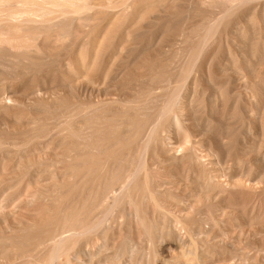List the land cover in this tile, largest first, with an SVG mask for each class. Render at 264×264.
<instances>
[{"label":"rangeland","instance_id":"rangeland-1","mask_svg":"<svg viewBox=\"0 0 264 264\" xmlns=\"http://www.w3.org/2000/svg\"><path fill=\"white\" fill-rule=\"evenodd\" d=\"M68 2L0 0L2 15L68 26L39 37V51L28 47L31 31L12 39L21 49L0 44V97L15 102L0 107V264H49L45 243L77 227L54 264H153L151 238L174 253L194 247L198 264H264V0ZM217 18L221 28L196 57ZM67 93L74 103L58 105ZM129 175L136 185L126 188ZM112 254L118 260H104Z\"/></svg>","mask_w":264,"mask_h":264},{"label":"bare ground","instance_id":"bare-ground-1","mask_svg":"<svg viewBox=\"0 0 264 264\" xmlns=\"http://www.w3.org/2000/svg\"><path fill=\"white\" fill-rule=\"evenodd\" d=\"M37 1V3H38V0H36ZM40 1H42V0H40ZM44 1V0H43ZM48 1V0H47ZM57 1V0H56ZM63 0H61V2H62ZM65 1H69V0H65ZM207 1V0H206ZM140 2V1H139ZM56 3V2H55ZM69 3V2H68ZM230 3H231V1H230ZM7 4V3H6ZM29 4V3H28ZM40 2H39V5L37 6V7H39L40 6ZM53 4V3H52ZM70 4V3H69ZM131 4V3H130ZM133 4V3H132ZM232 4H233V2H232ZM239 4H241V3H238L237 5L239 6ZM9 5V4H8ZM24 5V4H23ZM37 5V4H36ZM53 6V5H52ZM133 6V5H132ZM44 7V6H43ZM130 7V6H129ZM5 8V7H4ZM41 8V7H40ZM74 8V7H73ZM235 8V7H234ZM237 8V7H236ZM6 9V8H5ZM42 9V8H41ZM231 9H233V8H231ZM231 9H229L228 10V12L229 11H231ZM69 10V9H68ZM6 11V10H5ZM50 11V10H49ZM62 11H63V9H62ZM233 11V10H232ZM231 11V12H232ZM13 12V11H12ZM26 12V11H25ZM228 12H226V14L228 13ZM231 12H229V13H231ZM19 13V12H18ZM26 13H28V12H26ZM76 14H77V12H75ZM17 14V13H16ZM29 14V13H28ZM74 14V13H73ZM15 15V14H14ZM27 15V14H26ZM25 15V16H26ZM30 15H32V14H30ZM67 15V14H66ZM69 15V14H68ZM228 15V14H227ZM235 15V14H234ZM20 16L21 15H19V16H13V13H11V12H9V13H5V15H2V11H0V44L1 43H3L4 45L5 44H8V46H14V48L15 49H18V47H20V49H21V45L19 46V44L21 43H24L25 41L24 40H27L26 38H25V36L24 35H26V32L27 31H31V36H32V43H31V45H28V47H32L31 49H36L37 48V50L39 51V48L38 47H40V46H38L37 47V45L39 44H37V40H38V38L39 37H41L43 34H45L46 36H50L51 37V35L53 36V35H55V36H59V35H65V33L66 32H68L67 30H68V26L65 24V23H61L60 21L59 22H57V21H53V22H48V21H46L47 22V24H42V25H44V27H41V26H36V25H34L33 23H35L36 22V18L35 19H32V18H26L25 16H23L24 18H20ZM28 16V15H27ZM33 16V15H32ZM34 16H35V14H34ZM225 16V15H224ZM16 17V18H15ZM30 17V16H29ZM43 17V16H42ZM72 17V16H71ZM227 17V16H226ZM228 17H229V15H228ZM227 17V18H228ZM231 17H232V15H231ZM19 18V19H18ZM40 18V17H39ZM38 18V19H39ZM227 18L225 19V20H227ZM43 19V18H42ZM45 20V19H44ZM58 20V19H57ZM65 20V19H64ZM67 20H70V19H67ZM212 20H214V19H212ZM37 21H39V20H37ZM71 21V20H70ZM73 21V20H72ZM229 21V20H228ZM42 22V21H41ZM40 22V23H41ZM65 22V21H64ZM45 23V22H44ZM48 23H50L49 25H48ZM69 24V23H68ZM73 24V23H72ZM210 25L209 26H207V28L206 29H204L205 31L201 34V38H200V40H199V42H197V44L198 43H200V46H198L197 47V44H196V47L197 48H195V55H196V57H198L197 56V54L200 52V50H201V48H203V45L207 42V41H209V39L213 36V34L217 31V28L218 27H220L219 25L220 24H222V19H219V18H217L215 21H211V23H209ZM225 24H226V22H225ZM39 25V24H38ZM70 26V25H69ZM72 26V25H71ZM222 26V25H221ZM70 28V27H69ZM221 28V27H220ZM219 29V28H218ZM70 30V29H69ZM10 31H14L15 33H19L18 35L16 34V36L14 35V36H10L9 35V33H10ZM52 31H54V33L52 32ZM49 32H52L53 34H49ZM28 34V33H27ZM49 34V35H48ZM67 34V33H66ZM27 36V35H26ZM49 37V38H50ZM22 38H23V41L24 42H18V45H17V43H16V41H14V42H12V39H14V40H18V41H20V40H22ZM25 38V39H24ZM42 38V37H41ZM52 38V37H51ZM59 38V37H58ZM65 38V37H64ZM57 39V38H56ZM212 39V38H211ZM41 41V40H40ZM45 41V40H44ZM43 41V42H44ZM59 41V40H58ZM211 41V40H210ZM38 42H39V40H38ZM215 42V41H214ZM11 43H13V44H11ZM15 43V44H14ZM41 43V42H40ZM11 44V45H10ZM27 44V43H26ZM45 44V43H44ZM23 45V44H22ZM39 45H41V44H39ZM49 45V44H48ZM56 45V44H55ZM199 45V44H198ZM7 46V45H6ZM25 46V45H24ZM23 46V48L22 49H24L25 47ZM42 46H43V44H42ZM41 46V47H42ZM45 46H47V45H45ZM50 46V45H49ZM48 46V47H49ZM17 47V48H16ZM27 47V49L28 50H30V48H28ZM5 48V47H4ZM26 49V48H25ZM40 49H42V48H40ZM1 50V49H0ZM9 50V49H8ZM11 50V49H10ZM13 50V49H12ZM47 50V49H46ZM2 51V50H1ZM42 51H44V50H41V52ZM48 51V50H47ZM50 51V50H49ZM193 51V50H192ZM15 52H16V50H15ZM32 52V55L34 54L33 52L34 51H31ZM52 52V51H51ZM1 53V52H0ZM36 53V52H35ZM44 53V52H43ZM18 54V53H17ZM17 54H15V55H17ZM192 54V53H191ZM194 54V53H193ZM3 55V54H2ZM23 55V54H22ZM36 55V54H35ZM40 55H42V54H40ZM19 56V55H18ZM25 56V55H24ZM24 56H21V54H20V57H18V58H23L24 60H25V58H26V56H25V58H24ZM34 56V55H33ZM32 56V57H33ZM7 57V56H6ZM15 58H16V56H14ZM27 57H30V58H32L31 56H27ZM37 57V56H36ZM14 58V59H15ZM18 58L16 59V61L18 60ZM30 58H27V60H30V62H32L33 64V66H34V64L36 63H34V61H36V60H34V59H36V58H32V59H30ZM37 58H40L41 59V57L39 56V57H37ZM191 59L192 60H194V55L191 57ZM196 59V58H195ZM33 60V61H32ZM43 60V59H42ZM24 62V61H23ZM25 62H26V60H25ZM29 62V63H30ZM194 62H196V61H194ZM39 62L37 61V64H38ZM43 63V62H42ZM19 64H21V63H19ZM36 64V65H37ZM40 64H41V62H40ZM23 65V64H22ZM26 65H28V61H27V64ZM30 65V64H29ZM24 66V65H23ZM33 66H31L30 65V67L32 68ZM38 67H39V65H37ZM192 67V65H188V67ZM29 66H26V68H30ZM24 68V67H23ZM30 68V69H31ZM37 68V67H36ZM194 68V67H193ZM26 70V69H25ZM24 70V71H25ZM27 71V70H26ZM31 71V70H30ZM189 71V70H188ZM63 72V71H62ZM26 74V73H25ZM54 75V74H53ZM48 78H50L51 79V81H55V77L54 76H47ZM196 79V78H195ZM200 82V81H199ZM186 83V82H185ZM5 89H6V87H5ZM38 88H36V90H37ZM33 90V89H32ZM31 90V91H32ZM42 89H40L39 88V90H37V91H35L34 93H35V96L38 98V99H40L41 97L43 98V97H45V93L46 92H42L41 91ZM50 92V91H49ZM5 93V92H4ZM73 93V92H72ZM72 93H67V95L65 94V96L63 97V99H61V101H59V103L60 104H58V105H61V106H64V107H68V106H70L71 105V103L73 102V99H71L73 96H75V94L73 95ZM180 93V92H179ZM5 97L4 96H2V97H0V107H11L12 106V104L14 105V103H13V101L10 99V97H7V95H9L8 93L6 94L5 93ZM47 96H48V93H47ZM53 96V95H52ZM12 98V97H11ZM182 98V97H181ZM56 99V98H55ZM173 99V100H172ZM172 99H170V100H172V102H173V104H175V103H177L178 101H177V99H178V94L176 95V96H174V98H172ZM188 99V98H187ZM169 100V101H170ZM165 102V101H164ZM168 102V101H167ZM166 102V103H167ZM74 103V102H73ZM84 104H86V103H84ZM161 104H163V103H161ZM171 104V103H170ZM178 104V103H177ZM10 105V106H9ZM85 106H87V105H85ZM84 106V107H85ZM163 106V105H162ZM167 106V105H166ZM166 106H165V108H166ZM176 106V105H175ZM174 106V107H175ZM168 107H170V105L168 106ZM78 108H80V106H78ZM72 109V108H71ZM76 109V108H75ZM81 109L83 110L84 108L83 107H81ZM88 109V108H87ZM166 109H168V108H166ZM171 109V108H170ZM172 109H174V111H175V108H172ZM13 110H14V108H13ZM78 110V109H77ZM76 110V111H77ZM80 110V109H79ZM90 110V109H89ZM93 110V109H92ZM92 110H90V111H92ZM178 110V109H177ZM69 111V110H68ZM86 110L84 109V112H85ZM88 111V110H87ZM87 111H86V113H87ZM95 111V110H94ZM93 111V112H94ZM179 111H180V109H179ZM55 112V111H54ZM64 112V111H63ZM70 112V111H69ZM82 112V114L84 115V113H83V111H81ZM96 112V111H95ZM76 114H77V112H75ZM90 113V112H89ZM100 113V112H99ZM170 113V112H169ZM62 114H66V111L64 112V113H62ZM98 114V113H97ZM80 115H81V113H80ZM82 115V116H83ZM87 116H88V113L86 114ZM102 115V114H101ZM60 116H62V115H60ZM63 116H65V115H63ZM67 116H69L68 114H67ZM66 116V117H67ZM87 116L85 117V115H84V117L85 118H87ZM79 117H81V116H78V118ZM89 117V116H88ZM92 117V116H91ZM137 117V119H138V117L139 116H136ZM69 118V117H68ZM71 118V117H70ZM72 118H74V117H72ZM77 118V117H76ZM133 118V117H132ZM56 119V118H55ZM55 119H54V121H55ZM60 119V118H59ZM59 119H56V121H60ZM65 119V117L62 119V120H64ZM84 119V118H83ZM104 119V118H103ZM176 120V122L178 121L177 120V117L175 118ZM66 120V119H65ZM81 120V119H80ZM85 120V119H84ZM28 121V120H27ZM86 122H87V124H88V119L87 120H85ZM132 121V120H131ZM174 121V122H175ZM4 122L5 121H3V124H4ZM38 122V121H37ZM62 122H64V121H62ZM61 121H60V123H62ZM74 122V121H73ZM76 122H77V120H76ZM76 122H74V123H76ZM81 122L83 123H81L82 125H84L85 123H84V121H82L81 120ZM1 123H2V121H1ZM29 123V122H28ZM27 123V124H28ZM63 124V123H62ZM67 127V129H70L71 127H72V123L69 121V120H67L65 123H64ZM80 124V127H82V128H84L82 125ZM87 124H86V127H89V126H87ZM178 124V123H177ZM76 125V124H75ZM75 125L73 126L74 128H75ZM78 125V124H77ZM77 125H76V127H77ZM101 126L103 125V124H100ZM6 126H8V124L6 125ZM30 126V125H29ZM32 126V125H31ZM57 126V125H56ZM85 126V125H84ZM179 126V125H178ZM184 126V125H183ZM24 127V126H23ZM61 127V126H60ZM62 128V127H61ZM65 128V127H64ZM81 128V129H82ZM99 128V127H98ZM100 128H104V127H100ZM15 129V128H14ZM13 129V130H14ZM72 130H73V128H71ZM86 129V128H85ZM84 129V130H85ZM57 130V129H56ZM76 130H78V128H76ZM79 130H80V128H79ZM88 130V129H87ZM94 130H97V129H94ZM103 130V129H102ZM66 131V130H65ZM75 131V130H74ZM89 131H90V129H89ZM93 131V130H92ZM119 131H120V129H119ZM19 132V131H18ZM60 132H62L63 133V131H60ZM44 133V132H43ZM59 133V132H58ZM75 133V132H74ZM79 133V132H78ZM82 133H83V131H82ZM93 133H94V131H93ZM153 133V132H152ZM66 134V133H65ZM84 134V133H83ZM95 134V133H94ZM33 135H35V134H33ZM36 135H37V133H36ZM47 135V134H46ZM61 135V134H60ZM63 135V134H62ZM71 135V134H70ZM73 135V134H72ZM82 135V134H81ZM152 135V134H151ZM42 137L44 136V135H41ZM67 136H69V135H67ZM148 136V135H147ZM42 137H39V138H42ZM61 138V137H60ZM65 138H66V136H65ZM26 139V138H25ZM29 139V138H28ZM34 139V138H33ZM36 139V138H35ZM94 139H96V138H94ZM126 139V138H125ZM125 139H121V141L122 140H125ZM25 141V140H24ZM24 141H23V143H24ZM39 141H40V139H39ZM62 141V140H61ZM64 141V140H63ZM158 141V140H157ZM35 142V141H34ZM95 142V141H94ZM124 142V141H123ZM22 143V142H21ZM23 143L22 144H20L19 146H23ZM25 143L26 144H28L26 141H25ZM24 143V144H25ZM30 143V142H29ZM117 143V142H116ZM119 143V142H118ZM121 143V142H120ZM12 144H15V142L13 143L12 142ZM19 144V143H18ZM26 144H25V146H26ZM37 144V143H36ZM35 144V145H36ZM124 144V143H123ZM129 144V143H128ZM128 144H125V145H128ZM5 145V144H4ZM30 145V144H29ZM113 145V144H112ZM117 145V144H116ZM116 145H113V147L115 146L116 147ZM121 145V144H120ZM14 146V145H13ZM17 146V145H16ZM32 146H34L33 144H32ZM31 146V147H32ZM111 146V145H110ZM29 147V146H28ZM30 147V148H31ZM90 147V146H89ZM112 147V148H113ZM123 146H121V148H122ZM16 148V147H15ZM14 148V149H15ZM19 148V147H18ZM110 148V147H109ZM118 148V147H117ZM20 149V148H19ZM26 149V148H25ZM114 149V148H113ZM116 149V148H115ZM29 150V149H28ZM28 150H27V152H28ZM109 150V149H108ZM112 150V149H111ZM117 150V149H116ZM124 150V149H123ZM122 150V151H123ZM196 150V149H195ZM119 151V150H118ZM121 151V150H120ZM146 151V150H145ZM193 152H195L194 150H193ZM118 153V152H117ZM148 153V152H147ZM196 153V152H195ZM14 154H15V152H14ZM16 154H18V153H16ZM128 154V153H127ZM19 155V154H18ZM21 155V154H20ZM111 155H113V154H111ZM197 154H195V155H193L194 157L196 156ZM14 156H16V155H14ZM117 156V155H116ZM121 156H123V155H121ZM121 156H119V157H121ZM208 156V155H207ZM19 157V156H18ZM22 157V156H21ZM105 158H107V157H105ZM116 158V157H115ZM113 159H114V157H113ZM119 159V158H118ZM202 159V158H201ZM22 160V159H21ZM28 160V159H27ZM108 160V159H107ZM142 160V159H141ZM26 161V160H25ZM143 162V161H142ZM142 164V163H141ZM109 166V165H108ZM107 167V166H106ZM105 168V167H104ZM143 168H145L144 167V164H143ZM109 169V168H108ZM146 169V168H145ZM23 171V170H22ZM27 171V170H26ZM106 171V170H105ZM145 171V170H144ZM129 172V171H128ZM138 171H136L135 173H137ZM142 172V171H141ZM22 173V172H21ZM20 173V174H21ZM25 174H27L26 172H24ZM36 173V175L38 174V172H35ZM31 174H33V173H31ZM133 173H131V175H132ZM187 174V173H186ZM21 175H23V174H21ZM34 175V174H33ZM128 175V174H127ZM131 175H129L125 180H126V183H125V185H126V188L127 187H130L131 186V184L132 185H136V184H133V182L135 183V179H136V177L135 176H132L131 177ZM144 175V174H143ZM126 176V175H125ZM207 177L206 178H209L208 177V175H206ZM106 178V177H105ZM139 178V177H138ZM60 179V178H59ZM146 179V178H145ZM73 180V179H72ZM135 180V181H134ZM208 180V179H207ZM125 182V181H124ZM137 183V182H136ZM139 183V182H138ZM209 183V182H208ZM220 183V182H219ZM248 183V182H247ZM146 185V184H145ZM226 186H228V187H230L229 186V184L228 183H226L225 184ZM224 185V186H225ZM124 186V185H123ZM139 186V185H138ZM222 186V185H221ZM151 189V188H150ZM148 190V191H152V189L151 190ZM228 189H230V188H228ZM76 191V190H75ZM147 191V192H148ZM223 191V190H222ZM223 192H225V191H223ZM119 193V192H118ZM117 193V194H118ZM146 193V192H145ZM129 194H130V192H129V189H128V191H126V192H124L123 193V197H125V196H129ZM150 194V193H149ZM152 194V193H151ZM120 195H122V193L120 194ZM110 196H112V195H110ZM119 196V195H118ZM151 196V195H150ZM149 195H148V197H150ZM153 196V195H152ZM120 197V196H119ZM111 198V202H110V204L112 205V204H115L116 202H118L120 199L119 198H117L116 196H113V197H110ZM126 198V197H125ZM124 198V199H125ZM141 198V197H140ZM154 198V197H153ZM119 199V200H118ZM149 199V198H148ZM151 199V198H150ZM104 200H106V199H104ZM107 201V200H106ZM153 201V200H152ZM147 202H149V201H147ZM151 202V201H150ZM138 204V203H137ZM109 206V207H112V206ZM129 205V204H128ZM146 205H148V204H146ZM124 206V205H123ZM145 206V205H144ZM105 207H107V206H105ZM108 207V208H109ZM141 207V206H140ZM127 208H129L128 206H127ZM134 208H136L135 207V205H134ZM156 208V207H155ZM105 209V208H104ZM137 209V208H136ZM136 209H134L135 210V212L133 211V215L135 216V219L137 220V223H140V224H142L141 223V218L142 217H140L139 215H137L138 213H136L137 212V210ZM111 210V209H110ZM108 211V210H107ZM142 211V210H141ZM152 211V210H151ZM155 211V210H154ZM138 212H140V211H138ZM146 212V211H145ZM111 213V212H110ZM141 213V212H140ZM108 214V213H107ZM145 214V213H144ZM143 214H141V216H142ZM147 215V214H146ZM145 215V216H146ZM70 216V215H69ZM74 216V215H73ZM207 217V216H206ZM66 219V218H65ZM99 219V218H98ZM71 220V219H70ZM107 220H108V218H107ZM112 220V219H111ZM135 220V221H136ZM212 220V219H211ZM72 221V220H71ZM102 221V220H101ZM104 221V225H105V220H103ZM134 221V222H135ZM107 222V221H106ZM108 222H109V220H108ZM175 222V221H174ZM180 222V221H179ZM39 223H41V222H39ZM44 223V222H43ZM42 223V224H43ZM81 223H83V221L81 222ZM91 223H93V222H91ZM154 223V222H153ZM77 224V223H76ZM158 224V223H157ZM83 225V224H82ZM87 225V224H86ZM78 226V225H77ZM76 225L74 226V227H77ZM80 226V225H79ZM88 226H89V224H88ZM137 226H139L138 224H137ZM136 226V227H137ZM143 226V225H142ZM144 226H146L145 224H144ZM179 226H181V224L179 225ZM183 226V225H182ZM85 227V226H84ZM106 227V226H105ZM149 227V226H148ZM147 227V228H148ZM151 227V226H150ZM149 227V228H150ZM83 228V227H82ZM87 228V227H86ZM114 228V227H113ZM144 228V227H143ZM146 228V227H145ZM148 228V229H149ZM152 228V227H151ZM157 228V227H156ZM155 228V229H156ZM181 228V227H180ZM44 229V228H43ZM75 231H73V232H67L68 234H64V233H66V232H64L63 231V233H60V235L58 234H56L57 236H54V234L52 235L51 233V235L52 236H54V237H51V235H50V239H49V241L47 242V244L45 243V246H46V248H45V246H44V248L47 250V253H48V260H47V262L46 263H48V261H49V264H54L53 262H59V257H60V255L61 254H63V253H65L69 248H70V246H69V240H70V238H72V236L74 237V239H75V237H77V236H79L78 234L80 233V231L78 230V227H77V229H75V228H73ZM80 229V228H79ZM95 229V228H94ZM63 230V229H62ZM81 230V229H80ZM142 230H144V232H146L147 231V233H148V230H145V229H142ZM152 230V229H151ZM184 230V229H183ZM66 231V230H65ZM83 231V230H82ZM88 231V230H87ZM91 231V230H90ZM106 231V230H105ZM138 231V230H137ZM139 231H141V230H139ZM153 231H154V228H153ZM161 231V230H160ZM86 232V231H85ZM92 232V231H91ZM183 232V231H182ZM196 232V231H195ZM203 232V231H202ZM201 232V233H202ZM48 233V232H47ZM106 233L107 232H104V239H105V236H106ZM179 233V232H178ZM199 234V235H197V236H201V237H203V235L204 234ZM87 234V233H86ZM93 234V233H92ZM146 234V233H145ZM153 234V233H152ZM151 234V235H152ZM163 234V233H162ZM82 235V234H81ZM141 235H143V234H141ZM150 235V234H149ZM148 235V236H149ZM164 235V234H163ZM172 235H174V232H173V234ZM172 235H169V237H170V239H172L173 238V236ZM153 236V235H152ZM161 237H162V235H160ZM159 236V237H160ZM166 236V235H165ZM168 236V235H167ZM180 236L182 237V238H184V237H187L186 236V234H180ZM179 236V237H180ZM192 236V235H191ZM196 236V235H195ZM195 236H193V237H195ZM205 236V235H204ZM83 237H85V236H83ZM92 237V236H91ZM102 237V236H101ZM151 236H149V238H150ZM160 237V239H159V241L161 240L162 241V243L164 242V239L163 238H161ZM164 237V236H163ZM241 237V236H240ZM49 238V237H48ZM82 238V237H81ZM86 238V237H85ZM108 239H109V237H107ZM148 238V239H149ZM165 238V237H164ZM174 238H175V235H174ZM200 238V237H199ZM208 238V237H207ZM73 239V238H72ZM71 239V240H72ZM77 239V238H76ZM89 239V237L87 238V240ZM155 239V238H154ZM154 239H150L151 241L153 240V242H151L150 241V243H151V250L153 251H151L152 252V254H151V252H150V254L151 255H153V256H149V257H153V259L152 260H149V263H150V261H152L153 262V264H158V263H160V264H198V262L200 261L198 258V253L196 254V252H194V247L193 248H190L189 246H184V248L181 250V252L180 253H174L173 252V250H172V247L170 246V245H166L165 243V245H159V246H157V247H155L154 246V244L156 243V242H154ZM163 239V240H162ZM184 239H186V238H184ZM48 240V239H47ZM86 240V239H85ZM84 240V241H85ZM92 240V239H91ZM106 240V239H105ZM167 240V239H166ZM205 240V239H204ZM241 240V239H240ZM239 240V241H240ZM94 241V240H93ZM156 241V240H155ZM183 241V240H182ZM185 241V240H184ZM184 241H183V243H184ZM222 241V240H221ZM75 242V241H74ZM88 242V241H87ZM106 242V241H105ZM108 242V241H107ZM244 242V241H243ZM94 243V242H93ZM98 243V242H97ZM196 243V242H195ZM40 244H43V243H40ZM71 244H72V241H71ZM80 244V243H79ZM82 244V243H81ZM87 244V243H86ZM114 244V243H113ZM229 244V243H228ZM44 245V244H43ZM42 245V246H43ZM88 245H89V242H88ZM109 245H110V243H109ZM156 245H157V243H156ZM194 245V244H193ZM233 245V244H232ZM246 245V244H245ZM254 245V244H253ZM259 245V244H258ZM81 246V245H80ZM94 246V245H93ZM111 246H112V244H111ZM261 246H262V244H261ZM73 247V246H72ZM82 247V246H81ZM108 247V246H107ZM107 247H106V245L104 244V254L106 255V250H107V252H108V250H111L110 248L109 249H107ZM110 247V246H109ZM113 247V246H112ZM111 247V248H112ZM121 247V246H120ZM148 247V246H147ZM146 247V248H147ZM239 247V246H238ZM249 247V246H248ZM264 247V246H263ZM76 248V247H75ZM114 248V247H113ZM127 248V247H126ZM196 248V247H195ZM216 248V247H215ZM235 248V247H234ZM241 247H239L238 248V250L240 249ZM41 249H43V247L41 248ZM82 249H85V248H82ZM118 249V248H117ZM131 249V248H130ZM148 250L150 249L149 247L147 248ZM193 249V250H192ZM221 249V248H220ZM44 250V249H43ZM75 250H77V249H75ZM78 250H79V248H78ZM121 249L119 248V251H120ZM211 250V249H210ZM260 250L261 251H263L261 248H260ZM71 251V250H70ZM118 251V250H117ZM244 251V250H243ZM46 252V251H45ZM83 252V251H82ZM145 252H147V251H145ZM144 252V253H145ZM198 252V251H197ZM229 252V251H228ZM227 252V253H228ZM230 252H231V250H230ZM87 253V252H86ZM116 253V252H115ZM119 253V252H118ZM117 253V254H118ZM123 253V252H122ZM250 253V252H249ZM66 254V253H65ZM70 254V253H69ZM88 254V253H87ZM107 254H110V253H107ZM117 254H112V256L111 255H108V256H106L105 257V259L104 260H106L107 261V259L109 260L110 258V261L111 260H114V258L115 259H117V257H116V255ZM121 253H119V255H120ZM248 254V253H247ZM256 254V253H255ZM46 256H47V254H45ZM44 255V256H45ZM83 255V254H82ZM122 255H124V254H122ZM144 255V254H143ZM147 255V254H146ZM146 255H144L145 257H147ZM237 255V254H236ZM254 255V254H253ZM263 255V259H264V254H262ZM64 256V255H63ZM76 256V255H75ZM110 256V257H109ZM149 257H148V259H149ZM250 256H248L247 255V257H245V258H247V260L245 259V261H246V263L247 262H249V258ZM211 258V257H210ZM251 258V257H250ZM57 259H59V260H57ZM148 259H147V262H148ZM243 259V258H242ZM255 259V258H254ZM46 260V259H45ZM62 260V259H61ZM73 260V259H72ZM77 260V259H76ZM86 260V259H85ZM118 260V259H117ZM143 260V259H142ZM251 260H252V258H251ZM119 261V260H118ZM118 261H117V263H118ZM244 261V262H245ZM73 262V261H72ZM74 262H75V260H74ZM113 261H111L110 262V264L112 263ZM115 262V261H114ZM113 262V263H114ZM120 262V261H119ZM254 262V261H253ZM45 263V262H44ZM44 263H41V264H44ZM64 263V262H63ZM104 263H105V261H104ZM112 263V264H113ZM116 263V264H117ZM33 264H35V263H33ZM36 264H37V262H36ZM74 264V263H73ZM75 264H77V263H75ZM80 264H82V263H80ZM106 264H109L108 263V261H107V263ZM148 264V263H147ZM200 264V263H199ZM241 264V263H240Z\"/></svg>","mask_w":264,"mask_h":264}]
</instances>
